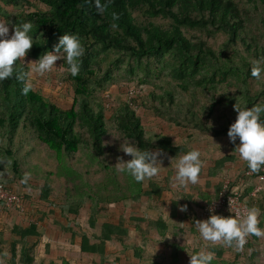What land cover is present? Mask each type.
<instances>
[{"label":"trees","instance_id":"16d2710c","mask_svg":"<svg viewBox=\"0 0 264 264\" xmlns=\"http://www.w3.org/2000/svg\"><path fill=\"white\" fill-rule=\"evenodd\" d=\"M34 1L46 9L6 16L11 34L14 25L32 24L30 34L35 39L25 56L27 61L52 51L63 34L76 35L84 51L79 73L75 77L66 73L73 89L70 103L47 98L32 86L24 94L22 89L29 80L15 79L17 72L28 71L22 59L13 66V78L0 81V186L9 191L13 185L35 188L42 201L66 211L68 225L64 230L75 234L80 227L73 218L81 216L82 208L87 209L88 227L80 233V251L84 254L103 253L108 241L123 243L128 229L123 224L102 222L104 208L115 203L125 209L142 197H161L169 190L175 171L171 158H179L192 148L200 151L203 162H214L210 174L222 175L215 195L204 205L217 199L229 179L228 192L238 187L248 208L264 211V192L252 195L261 168L246 176L250 170L244 162L230 179L222 171L239 157L233 150L235 145L230 143L229 153L214 161L212 156L220 152L219 145L201 135L227 136L236 112L235 105L225 100L233 95L241 97L248 107L264 104V73L259 78L250 73L253 61L259 60L264 66V58L259 59L260 53L264 55V0ZM205 66L209 76L202 71ZM129 80L139 87L147 85L148 96L113 107L114 112L107 117L106 88ZM133 104L150 110L156 118L171 119L179 127L190 123L196 129L179 128L174 134L150 130ZM121 143L150 152L159 150L158 160L168 174L159 172L137 183L116 171L118 158L131 159L120 151ZM25 173L30 179L21 184ZM177 205L175 202L172 211ZM165 227L160 222L161 237ZM8 235L11 246L7 251L14 259L18 242L22 243L19 261L13 264H34L40 237L37 226L15 227ZM7 241L0 231L1 255ZM135 251L142 260L143 251Z\"/></svg>","mask_w":264,"mask_h":264},{"label":"crops","instance_id":"0c3cea01","mask_svg":"<svg viewBox=\"0 0 264 264\" xmlns=\"http://www.w3.org/2000/svg\"><path fill=\"white\" fill-rule=\"evenodd\" d=\"M219 145L220 152L214 154L212 159L217 160L229 153L230 144L227 148L223 149L222 142L216 141ZM205 146V142L202 143ZM206 147V146H205ZM244 161L236 157L234 164H228L222 171L226 173L231 179L237 174L238 170ZM214 169L213 161H206L203 164L199 180L196 184H187L184 187L175 186L174 176L175 171L172 173V180L169 190H165L161 197H156L150 200L147 197H142L140 201L127 204L125 209L119 204L111 203L104 208V215L101 217L102 222L119 225L123 224L128 229L127 236L123 239V243L116 240L108 241L105 244L103 253L98 254H84L80 251L81 235L80 232L75 234L71 231L64 230L66 227L67 219L64 217L66 211L60 209V213L55 211L54 208L38 211L37 209L32 212H27L22 216L17 215V220L11 223H4L0 221V231L6 235L7 241L5 245L4 255L0 254V261L4 264L18 263L20 258L21 242H18L17 259H14L7 249H10L11 241L8 233L15 227L25 229L31 225L37 226L40 237L37 241L35 262L34 264H63L68 260L50 261L46 263L44 259L40 258L39 250L42 247L50 249L51 242L48 239L44 240L42 229L47 231H54L59 233L68 234L70 241L75 242L78 252L81 255L92 257L89 262L85 264H101L109 256L110 245L117 247L119 255L114 258L116 264H123L122 257H126L125 253H129L132 259H125V264H189L190 255L204 248L208 251L215 252V257L212 264H264V237L252 236V242L248 248L245 257L239 256L233 247L224 246L223 243L213 244L210 241H204L199 237L196 228L194 227L195 221L206 220L199 217V212L207 201L206 199L212 198L215 195L217 187L221 183L222 175L210 174V169ZM168 169L162 168L160 175L166 176ZM14 188L21 187L20 185H13ZM23 188V187H21ZM40 198V196H39ZM48 204L47 201H42ZM54 200H49L53 202ZM175 202L178 204L175 211ZM182 207H186L185 211H181ZM84 210V211H82ZM149 211L150 215H147ZM62 212V213H61ZM151 212L157 214H151ZM85 215L89 219V211L85 208L81 209V215ZM221 216L227 217L228 214L221 213ZM9 216V214L7 215ZM151 216V217H150ZM150 217V218H149ZM160 222H164L165 236L161 237L159 234ZM258 227L264 229V211L258 217ZM92 232V231H91ZM139 237H144L151 244L152 250L146 251L138 240ZM16 239V238H15ZM34 238H31L32 240ZM12 240V239H11ZM50 244V245H49ZM143 251L140 259L136 256V251ZM124 252V253H123ZM217 252L221 255L217 256ZM100 261L98 263L97 261Z\"/></svg>","mask_w":264,"mask_h":264},{"label":"clouds","instance_id":"9594fccd","mask_svg":"<svg viewBox=\"0 0 264 264\" xmlns=\"http://www.w3.org/2000/svg\"><path fill=\"white\" fill-rule=\"evenodd\" d=\"M31 29V22H24L19 26L14 25L12 34L9 35V23L0 20V81L13 78L15 62L24 58L32 48L34 39L30 34ZM83 51L76 35L63 34L52 51H45L35 61H28V71L17 72L15 79L24 82L26 79L30 80L33 74L42 75L49 72L55 67L57 60H64L67 64V72L75 77L80 71V57ZM260 63L259 60L253 61L250 73L254 78H259L264 72ZM30 88V83H25L22 92L27 94ZM234 111L236 118L228 128L227 137L229 142L235 145L233 150L238 153L240 160L246 162L248 169L255 173L264 166V118H262L264 104L234 107ZM237 139L238 144H236ZM120 151L131 159L123 161L118 158L114 168L131 176L137 183L158 175L162 168L158 160V156L161 155L159 150L150 152L141 150L134 144L121 143ZM200 156V151L192 148L179 158H171V161L175 160L174 181L181 187L198 183L204 164ZM29 179L30 174L25 173L19 182L27 184ZM180 210L185 211L186 207ZM259 216L260 209L253 206L247 209L243 217L210 214L206 220L195 221L194 227L202 240L213 244L222 242L224 246H234L239 251L243 249L249 236L264 237V229L258 227ZM189 257V264H212L215 252L201 248Z\"/></svg>","mask_w":264,"mask_h":264},{"label":"rangeland","instance_id":"374dc122","mask_svg":"<svg viewBox=\"0 0 264 264\" xmlns=\"http://www.w3.org/2000/svg\"><path fill=\"white\" fill-rule=\"evenodd\" d=\"M0 20L4 21L5 23L7 22V15L13 16L14 14L18 12H33V11H39V10H45V6L34 1V0H22V3L18 5L14 4H8L5 3L3 0H0ZM11 26L9 25V35H11ZM35 39V37H33ZM264 55L263 53H260V58L263 59ZM22 62L27 64V58L24 57L22 58ZM55 67L49 71L46 72L42 75H36L33 74V76L30 78L29 83L34 89L42 91V94L46 96L47 98H50L52 100H57L59 102H64V103H70L72 102L73 98V89L70 86V84L66 80V73L67 68L63 66V63L61 60H57L55 62ZM262 68H264L263 65H260ZM205 71V74L208 76L210 75V70L207 66L202 70ZM264 73V72H262ZM137 77V74H136ZM135 80V79H134ZM120 82V81H119ZM206 84L209 87H212L209 82H206ZM121 85H129L130 88H124V86L121 87ZM130 89H134L139 91V93L133 97H137V102L141 100L142 98H145L148 96L149 92V87L142 86L139 87L137 86L136 82L133 80H129L128 82H123V83H118V84H112L109 87L106 88V94L105 98H107V104H106V115L109 117L114 110L112 109L115 106L122 105L124 102H130L132 101L129 98V91ZM109 96V97H106ZM141 97V98H140ZM242 99L241 97H237V95H233L231 99L225 100L227 103H233L237 108L241 107H248L247 105L242 104ZM108 105V106H107ZM132 108L136 111V113L142 117L146 128L152 129V130H159L163 131L166 134H174L175 132L177 133L179 131V128L182 130H195L196 128L190 124L186 123L185 125H181L183 127H179V124L176 121L173 120H162L161 118H156L150 114V110L146 111L144 108L136 105H132ZM112 109V110H111ZM202 139L203 137H208L210 139H213L215 141H219L220 143L222 142L223 144V149L227 148L228 145L230 144L229 138L224 135H218L214 133H202ZM243 166V165H242ZM69 177L72 178V175ZM88 180V178L86 179ZM85 180V181H86ZM75 181V180H74ZM175 186L179 187L178 183H175ZM39 192L33 188V187H27V188H21V187H16L13 189V191L8 192L3 189L0 191V221L4 223H13L16 221L17 215L22 216L23 214L27 212H32V210L37 209L38 211H43L47 210L48 208H52L53 205H49L45 202H41L39 199ZM55 211L60 213V209L57 208L56 206L54 207ZM84 211V210H82ZM62 213V212H61ZM147 215L149 214V211L146 212ZM9 214V216H7ZM151 214H157L154 212H151ZM86 214L81 215L77 218H73V220H76L78 222V225L80 227L79 232L85 233L83 230H87V217H85ZM151 217V216H150ZM149 217V218H150ZM68 225V222L66 223V226ZM42 232L44 234V240L48 239V241L51 242V247L50 249H46V247H42L39 250L40 253V258L39 259H44L46 263L50 261H58L61 262L63 260H68L67 264H85L89 262V260L92 257H87L84 255H81L78 252V249L76 247V243L73 241H70L68 238V234L64 233H59V232H54V231H47L45 228L42 229ZM139 237L140 235H136V237ZM141 246L148 251L152 250L151 244L148 242L147 239L144 237H139L138 238ZM50 245V244H49ZM117 247L110 245L109 248V256L104 260L103 263L101 264H116L114 261V258L119 255V252L116 251ZM124 253V252H123ZM126 257H122L123 259V264H125V259H132L130 257V254L127 252L125 253ZM100 263V261H97ZM0 264H4V262L0 261ZM37 264V263H36Z\"/></svg>","mask_w":264,"mask_h":264},{"label":"built area","instance_id":"2783aa9c","mask_svg":"<svg viewBox=\"0 0 264 264\" xmlns=\"http://www.w3.org/2000/svg\"><path fill=\"white\" fill-rule=\"evenodd\" d=\"M139 91L130 89L129 91V98L135 97ZM109 97V96H106ZM108 106V105H107ZM253 172L247 171L246 176H251ZM257 186L255 190L252 192V195H256L260 192H264V166L261 167V173L256 178ZM231 180H226L224 182L223 189L220 191L217 199L213 200L212 202L204 205L200 212L199 217L202 219H207L210 214H216L219 215L221 213H226L230 216H237V217H243L247 213L248 206L245 202L241 200V191L238 187L233 188L230 192L229 191V185ZM1 189L5 190L2 186H0ZM8 192H11L9 190H5ZM55 206L53 205L52 208ZM252 242V236H249L247 238V241L245 245L243 246L242 250L237 251L236 248L235 252L241 256L245 257L248 251V248L250 247Z\"/></svg>","mask_w":264,"mask_h":264}]
</instances>
